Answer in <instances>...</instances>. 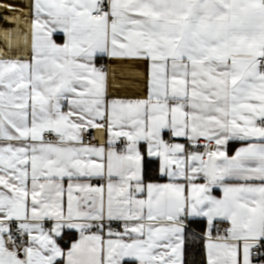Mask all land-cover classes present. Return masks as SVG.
Here are the masks:
<instances>
[{"label":"snow or ice","instance_id":"snow-or-ice-1","mask_svg":"<svg viewBox=\"0 0 264 264\" xmlns=\"http://www.w3.org/2000/svg\"><path fill=\"white\" fill-rule=\"evenodd\" d=\"M0 264H264V0H0Z\"/></svg>","mask_w":264,"mask_h":264},{"label":"crops","instance_id":"crops-1","mask_svg":"<svg viewBox=\"0 0 264 264\" xmlns=\"http://www.w3.org/2000/svg\"><path fill=\"white\" fill-rule=\"evenodd\" d=\"M233 147H235V145H233Z\"/></svg>","mask_w":264,"mask_h":264}]
</instances>
